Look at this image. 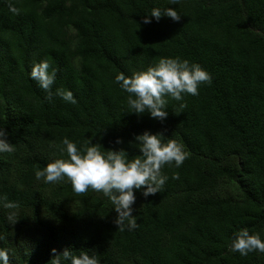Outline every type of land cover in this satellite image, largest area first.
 <instances>
[{
  "label": "trees",
  "instance_id": "obj_1",
  "mask_svg": "<svg viewBox=\"0 0 264 264\" xmlns=\"http://www.w3.org/2000/svg\"><path fill=\"white\" fill-rule=\"evenodd\" d=\"M166 7L181 20L142 22ZM166 57L199 64L210 81L169 99L162 123L130 113L116 75ZM43 60L56 70L51 101L29 75ZM0 129L14 146L0 154V197L19 205L10 225L0 202L9 264H51L52 249L65 248L100 264H264L262 253L228 250L242 228L264 239V0H0ZM145 131L176 140L187 158L162 168L155 196L136 191L133 230L117 228L102 193L35 179L67 159L65 137L123 148L131 160L140 153L130 142Z\"/></svg>",
  "mask_w": 264,
  "mask_h": 264
},
{
  "label": "clouds",
  "instance_id": "obj_2",
  "mask_svg": "<svg viewBox=\"0 0 264 264\" xmlns=\"http://www.w3.org/2000/svg\"><path fill=\"white\" fill-rule=\"evenodd\" d=\"M172 5H179L180 0H169ZM10 11L18 14L19 10L10 5ZM170 18L174 22L181 20V15L176 8H153L148 15L142 17L144 24L152 23L153 19L159 22L161 18ZM50 65L46 60L34 64L30 78L35 80L39 87L47 93L46 98L51 101L53 93L52 85L55 83L56 70L49 71ZM210 81V75L199 64L189 63L188 60L179 58H161L154 66L147 70L132 73L125 76L123 73L116 75L115 82L120 89L127 93L126 103L130 113L143 115L147 113L150 118L161 123L167 118L166 110L168 100L182 101L185 95L196 96L199 94V86ZM56 96L63 101L75 103L72 91L57 89ZM181 107L183 105L181 104ZM163 132L151 133L145 131L134 137L139 155L129 160L128 152L108 149L101 151L98 144L92 139H87L84 144L77 146L68 137L63 138L61 149L66 153L67 159H55L44 168L35 171V179L45 184H54L61 181L71 183L73 193L79 195L89 189L102 193L113 206L117 214L114 224L121 231L133 230L137 227L133 215L136 203V191H141L145 199L155 196L161 191L168 177L162 174L164 166L179 168L187 158L183 146L174 139L164 142ZM117 144H122L120 139ZM14 146L7 138V132L0 129V154L11 153ZM173 178H176L175 176ZM2 207L9 210L6 219L10 225H15L17 220L16 202L0 197ZM5 237L0 235V241ZM230 252H238L241 256L257 252L264 254V239L258 233L250 234L247 228L239 229L234 233ZM51 264H100L95 254L81 251L78 255L70 248H65L57 254L52 249ZM0 264H9V251L0 248Z\"/></svg>",
  "mask_w": 264,
  "mask_h": 264
}]
</instances>
